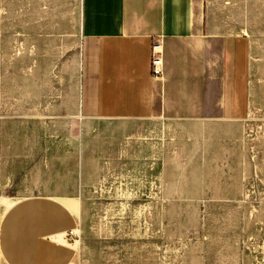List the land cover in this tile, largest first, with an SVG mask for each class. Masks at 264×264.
I'll list each match as a JSON object with an SVG mask.
<instances>
[{"label":"rangeland","instance_id":"obj_1","mask_svg":"<svg viewBox=\"0 0 264 264\" xmlns=\"http://www.w3.org/2000/svg\"><path fill=\"white\" fill-rule=\"evenodd\" d=\"M250 41L243 116L83 119L82 0H0V237L11 205L73 210V264H264V0H208Z\"/></svg>","mask_w":264,"mask_h":264},{"label":"crops","instance_id":"obj_2","mask_svg":"<svg viewBox=\"0 0 264 264\" xmlns=\"http://www.w3.org/2000/svg\"><path fill=\"white\" fill-rule=\"evenodd\" d=\"M81 32L83 119L232 117L247 109L250 41L216 21L208 0H82ZM157 41L160 78L151 70ZM76 227L60 199L18 201L2 218L0 264H73L74 248L55 237Z\"/></svg>","mask_w":264,"mask_h":264},{"label":"built area","instance_id":"obj_3","mask_svg":"<svg viewBox=\"0 0 264 264\" xmlns=\"http://www.w3.org/2000/svg\"><path fill=\"white\" fill-rule=\"evenodd\" d=\"M151 70L154 77L160 78L164 74V48L160 41H157L152 46ZM68 237H76L77 235L70 231Z\"/></svg>","mask_w":264,"mask_h":264},{"label":"bare ground","instance_id":"obj_4","mask_svg":"<svg viewBox=\"0 0 264 264\" xmlns=\"http://www.w3.org/2000/svg\"><path fill=\"white\" fill-rule=\"evenodd\" d=\"M72 232H74V231H72ZM62 236H63V234L59 235L60 238H62Z\"/></svg>","mask_w":264,"mask_h":264}]
</instances>
